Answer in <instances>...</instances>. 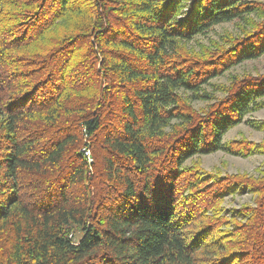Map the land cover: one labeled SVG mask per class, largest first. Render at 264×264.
<instances>
[{"label":"trees","instance_id":"1","mask_svg":"<svg viewBox=\"0 0 264 264\" xmlns=\"http://www.w3.org/2000/svg\"><path fill=\"white\" fill-rule=\"evenodd\" d=\"M263 54L264 0H0V264H264V168L194 161L255 152L264 75L205 87Z\"/></svg>","mask_w":264,"mask_h":264},{"label":"rangeland","instance_id":"2","mask_svg":"<svg viewBox=\"0 0 264 264\" xmlns=\"http://www.w3.org/2000/svg\"><path fill=\"white\" fill-rule=\"evenodd\" d=\"M257 18L258 14L251 15V19L255 20ZM242 26H245V24L240 21L216 25L206 34L197 36L188 45L191 49L199 50L203 44L209 45L213 40H218L225 44L228 35L230 37L233 35L235 37L245 36L242 35L244 33ZM247 74L253 77L264 75V54L256 59L246 60L232 66L222 75L212 79L213 85L209 84L205 88L207 91H211L217 98L225 97V90L233 83L235 77L241 78ZM192 104L196 110L203 111L207 108L208 102L203 99H195L192 101ZM243 138L257 144L255 152L250 156L245 157L218 150L209 154L196 156L194 161L209 172L220 171L223 174H246L252 177H259L260 172L264 168V107L246 115L245 121L233 127L224 137L226 141ZM254 198L255 195L248 190L243 191V193L227 195L224 201V206L228 210L227 214L231 215L230 209L241 208L247 203L255 205Z\"/></svg>","mask_w":264,"mask_h":264},{"label":"built area","instance_id":"3","mask_svg":"<svg viewBox=\"0 0 264 264\" xmlns=\"http://www.w3.org/2000/svg\"><path fill=\"white\" fill-rule=\"evenodd\" d=\"M88 153V152H87Z\"/></svg>","mask_w":264,"mask_h":264}]
</instances>
